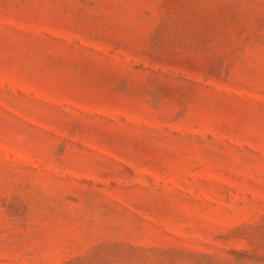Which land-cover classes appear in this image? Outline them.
<instances>
[{
	"label": "rangeland",
	"instance_id": "rangeland-1",
	"mask_svg": "<svg viewBox=\"0 0 264 264\" xmlns=\"http://www.w3.org/2000/svg\"><path fill=\"white\" fill-rule=\"evenodd\" d=\"M0 264H264V0H0Z\"/></svg>",
	"mask_w": 264,
	"mask_h": 264
}]
</instances>
